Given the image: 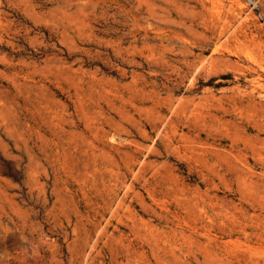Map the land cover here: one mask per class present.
<instances>
[{"label":"rangeland","instance_id":"1","mask_svg":"<svg viewBox=\"0 0 264 264\" xmlns=\"http://www.w3.org/2000/svg\"><path fill=\"white\" fill-rule=\"evenodd\" d=\"M0 264H264V0H0Z\"/></svg>","mask_w":264,"mask_h":264}]
</instances>
